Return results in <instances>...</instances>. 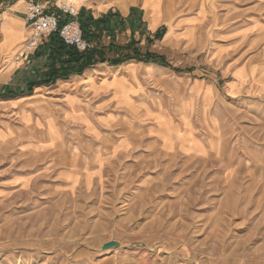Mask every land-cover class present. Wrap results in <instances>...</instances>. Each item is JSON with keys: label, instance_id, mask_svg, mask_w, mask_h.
Returning <instances> with one entry per match:
<instances>
[{"label": "rangeland", "instance_id": "rangeland-1", "mask_svg": "<svg viewBox=\"0 0 264 264\" xmlns=\"http://www.w3.org/2000/svg\"><path fill=\"white\" fill-rule=\"evenodd\" d=\"M138 5L115 42L168 65L104 63L153 64L156 114L39 95L68 77L0 53V264H264V0Z\"/></svg>", "mask_w": 264, "mask_h": 264}, {"label": "crops", "instance_id": "crops-1", "mask_svg": "<svg viewBox=\"0 0 264 264\" xmlns=\"http://www.w3.org/2000/svg\"><path fill=\"white\" fill-rule=\"evenodd\" d=\"M29 1H45V0H0V53L5 55L14 54L18 45L25 41L24 35H27V22L24 6ZM54 1L49 6L51 9ZM77 1V0H74ZM78 2V9L90 11L95 18L101 17L110 11L120 13L125 20V25L118 30V35H132V28L136 30L134 35H139L144 32V21L142 9L138 5V0H82ZM126 2V3H125ZM143 8V7H142ZM124 9V10H123ZM130 16V17H129ZM143 21V22H142ZM158 26L150 29L153 33ZM8 37V41L5 39ZM46 39V38H45ZM44 43V40H43ZM41 44V46L43 45ZM34 53L26 54L25 59L31 66L32 73H37V68L32 66L36 58ZM24 58V57H23ZM153 68L150 71L148 68ZM120 68L122 76L117 83L113 82V69ZM158 68V67H157ZM159 69V68H158ZM156 67L153 64H145L138 61L127 62L126 64L115 66L112 68L106 63L93 65L85 72L73 74L72 76L59 79L51 85L36 86L37 94L42 92H50L53 95H67L73 105L86 101L95 100L97 105L104 107L111 103H118L122 109L127 108L128 111H142L157 113V109L149 107L148 99L145 98L147 88L146 81L151 78ZM118 74V76H120ZM130 87L129 90H124L123 85ZM51 87V89L49 88ZM64 92V93H63ZM132 102L129 103L130 98ZM136 96V97H135ZM150 102H153L150 100ZM146 106V108H145Z\"/></svg>", "mask_w": 264, "mask_h": 264}, {"label": "trees", "instance_id": "trees-1", "mask_svg": "<svg viewBox=\"0 0 264 264\" xmlns=\"http://www.w3.org/2000/svg\"><path fill=\"white\" fill-rule=\"evenodd\" d=\"M130 17V16H129ZM70 16H64L61 23H65ZM77 20L80 23L83 38L92 46L85 51H79L73 46L67 45L58 34H52L46 38L43 45L35 51L37 59L32 66L37 68L39 82L30 81V85L52 83L59 78L69 77L73 74L83 73L85 69L96 63L109 61L113 65H119L127 60L153 62L160 65H168L165 55L142 50L134 39L127 45L115 42V31L124 26L125 20L117 12L110 11L101 17L95 18L90 11L81 9ZM165 29H159L155 39H162ZM110 38L108 44L106 37ZM149 39V38H148ZM116 56L111 57V54ZM29 85V86H30ZM32 87L28 89L31 91Z\"/></svg>", "mask_w": 264, "mask_h": 264}, {"label": "built area", "instance_id": "built-area-1", "mask_svg": "<svg viewBox=\"0 0 264 264\" xmlns=\"http://www.w3.org/2000/svg\"><path fill=\"white\" fill-rule=\"evenodd\" d=\"M29 1L26 5L27 36L17 60L26 54L34 53L43 40L52 34H58L69 46L85 51L92 45L83 38L82 29L77 20L78 7L64 3L62 0ZM70 16L65 23H61L64 16Z\"/></svg>", "mask_w": 264, "mask_h": 264}, {"label": "bare ground", "instance_id": "bare-ground-1", "mask_svg": "<svg viewBox=\"0 0 264 264\" xmlns=\"http://www.w3.org/2000/svg\"><path fill=\"white\" fill-rule=\"evenodd\" d=\"M62 1H63L64 3H66V4H70V5H74V6H76V7H79L77 1L81 2L82 0H77V1H72V0H62ZM125 3H126V2H125Z\"/></svg>", "mask_w": 264, "mask_h": 264}, {"label": "water", "instance_id": "water-1", "mask_svg": "<svg viewBox=\"0 0 264 264\" xmlns=\"http://www.w3.org/2000/svg\"><path fill=\"white\" fill-rule=\"evenodd\" d=\"M113 242H111V243H107V244H105L104 246H103V249H106V248H108V247H111V246H113Z\"/></svg>", "mask_w": 264, "mask_h": 264}]
</instances>
